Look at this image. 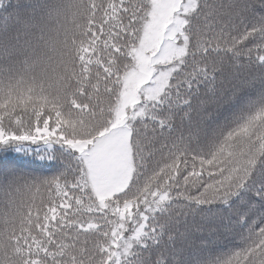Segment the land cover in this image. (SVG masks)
<instances>
[{"label": "snow or ice", "instance_id": "obj_1", "mask_svg": "<svg viewBox=\"0 0 264 264\" xmlns=\"http://www.w3.org/2000/svg\"><path fill=\"white\" fill-rule=\"evenodd\" d=\"M0 264H264V0H0Z\"/></svg>", "mask_w": 264, "mask_h": 264}]
</instances>
